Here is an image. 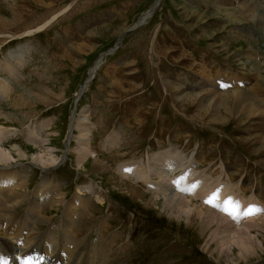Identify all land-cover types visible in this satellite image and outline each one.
<instances>
[{
  "label": "rangeland",
  "instance_id": "rangeland-1",
  "mask_svg": "<svg viewBox=\"0 0 264 264\" xmlns=\"http://www.w3.org/2000/svg\"><path fill=\"white\" fill-rule=\"evenodd\" d=\"M0 31V91L6 90L0 98L1 147L13 157L6 163L11 167L7 172L31 170L27 187H14L28 195L25 201L13 208L0 207V216L7 225L27 229L26 224L33 223L28 207L31 194L41 181L47 190L65 192L70 207L43 206L42 218L34 221L31 233L40 240L39 254L49 247L46 237H56L54 242L60 246L70 244L81 252L86 264H105L111 255L116 260L113 264H264L262 222L249 230L260 242L246 241L245 249L238 238L246 237L248 230L241 236L227 232L214 218L207 224L210 209L220 213L216 202L201 205L193 197L192 206L208 211L206 215H178L169 208V191L157 187L151 191L143 180L138 183L118 170L125 171L136 161L133 167L139 171L134 173L144 175L149 163L154 166L149 161L153 154H163L167 164L176 168L169 158L175 151L181 165L169 175L173 180L191 170L200 178L209 173L213 183L218 179L219 186H226L222 189L229 195L221 201L229 198L228 203L240 211L241 203L264 202V165L260 163L264 162V141L257 143L254 138L264 134V127L263 131L256 128L257 117L241 116L235 107L226 122L224 110L218 107L216 115L209 109V118L198 121L192 116L203 113L205 107L199 111L197 101L181 105L165 84L168 80L188 94L209 88L205 95L232 94L230 87L243 83L242 92L253 102L251 93L264 80V0H0ZM102 55L88 82L90 69ZM86 83L88 88L82 89ZM85 111V122L92 128L80 139L78 119ZM73 119L75 126L68 137ZM81 140L90 141L99 162L89 156L83 166L78 164ZM50 150L62 162L43 171L34 158H48ZM196 157L207 161L190 167ZM221 158L226 172L218 176L215 171ZM154 178L166 182L160 176ZM93 181L100 189L92 199L76 202L79 191L87 196L82 184ZM127 183L138 187L137 196L129 192ZM247 210L255 213L251 207ZM63 227L70 232L65 234ZM11 228L6 233L9 237L15 232ZM3 235L0 250L6 257L11 244ZM37 258L46 264L40 255ZM3 260L0 256V264H9ZM16 264L36 263L30 253Z\"/></svg>",
  "mask_w": 264,
  "mask_h": 264
},
{
  "label": "bare ground",
  "instance_id": "bare-ground-1",
  "mask_svg": "<svg viewBox=\"0 0 264 264\" xmlns=\"http://www.w3.org/2000/svg\"><path fill=\"white\" fill-rule=\"evenodd\" d=\"M144 16L142 17L143 20H144V18L147 17V14H145ZM14 17H15V19H17L18 18L17 17V14H16V16L14 15ZM47 24H49V22H47ZM29 30L26 31V33H30ZM0 32H2V31H0ZM10 35H11V33H10ZM13 37H15V35ZM153 51L156 52V55L158 54L160 56V52L159 51H158V53H157V50H155V49H153ZM102 58H103V55L100 57V59L98 60V62L90 69L89 77H88V82L90 80H92L93 77L95 76V74L97 72V69L101 65ZM9 66H10L11 71H12V68L13 67L11 65H9ZM204 76L207 77V74L204 75ZM217 76L223 78V76L221 74H218ZM163 80H165V79H163ZM180 81L181 82H186L187 80L186 79H183V80L181 79ZM87 83H86L85 86L82 87V89H84L85 87L88 88L89 84H87ZM165 84H166L167 87H169V88H171L173 90V92L177 96L176 100L179 101L181 105L188 106L189 103H192L193 101L194 102L197 101L198 102L197 105H195L196 103L194 105H195V107L197 106V109L199 111L201 110L202 107H205L203 113H201V111H200V113L197 114V112H196L195 113V116H192L194 118L199 119L198 121H200V120L203 121V122L205 121L203 118H207L208 117L207 113H208L209 109H213L212 115H214L215 113L219 112V110H221V108H222L224 110V114H226L225 115L226 116V119H228L226 122H228V121H230L231 115L234 113L233 110H236V108H237V111H241L240 112L241 113V116L242 115H245V116L248 117V119L251 118V117H253V116L254 117L256 116L257 119H258V121H257L258 124L256 125V128L258 130H260V131H263V127H264V94H263L264 93V80H261L260 82H258L257 85H256V88L253 90V93H251L253 95V97H254V101L253 102H251L246 97L247 94L245 92H242L243 83H239V85H238L235 82V84L233 85V87H230V88H233V90H234V91H232V94H230V93L224 94L223 91H221V93H223V94H220V93L217 94V93L211 92L209 90L208 92H211V93H207L205 95L203 94V92L206 89H209V88L201 87V89L197 93H194V94L189 93L188 94V93L184 92L181 89V87H179L178 85L173 84L172 82H169L168 80L165 81ZM209 86H211V84H209ZM0 88H2V87L0 86ZM5 91H3V92H5ZM3 92L0 91V98L3 96V94L5 95V93H3ZM7 92H8V90H7ZM82 92H84V90L80 91V95H81ZM80 95H78L77 100L79 99V96ZM24 96H23V98L26 97V96L25 97ZM30 96H29V98H30ZM206 96H209L210 98L205 99ZM215 97H219V99L218 98L216 99ZM213 98H215V99H213ZM218 107H220L219 110H217ZM215 109H216V111H214ZM73 112L75 114V111H73ZM194 112H193V115H194ZM85 113H86V111L84 112V114L82 116V119H78L79 120V124H78L77 127H78V129L80 128L79 129V131H80V135H79L80 139H84L85 138L82 133H84L85 131L91 132V128H92L91 126H87L88 116L85 115ZM240 113H239V115H240ZM220 117H217V119L218 120H221ZM72 118H75V117L72 116ZM212 118H214V117H212ZM238 118H240V117H238ZM42 125H44V124L42 123ZM74 126L75 125H74V119H73V123L70 125L71 132H70V134H68V137L72 135L71 133H72V131L74 129L73 128ZM247 129H249V128H247ZM3 133L4 132H3L2 128H1V126H0V169L7 168V169H3V170L0 171V207H2V208H11L12 207L13 208L16 205L18 206V204H21V202H24L25 199H26V197L28 196L26 193L21 192V191H18L14 187L15 186H18V187H21V188H26L27 187V184H28V180H29V178L31 176V174H30L31 173V170H20L18 168L19 169L18 171L7 172L8 170L11 169V167L10 166H7L6 163L11 162V160L13 159V157L10 155L9 152L5 151L1 147V142H2V140L4 138V136L1 138V136L3 135ZM36 133H37V131L35 132V135H36ZM85 134L86 133H84V135ZM175 134H177V133H175ZM39 135H40V133H39ZM172 136H174V135H172ZM36 137H37V135H36ZM254 138L256 139L255 141H257V143H258L259 139L261 141H264V134L263 135H258L257 134V135L254 136ZM248 139H250V138H248ZM107 142H106L105 145H108L109 143H114V144L118 145V143L117 142L115 143V141H109V143H107ZM80 148H82L81 152H79L78 149H77V151H78V162H79V163L77 162L78 164H81L83 166L84 163H85V161L87 160V158L89 156L95 157L94 160L99 162V159L100 158L98 157V159H96L97 158V155L95 154V151L92 149V145H91L90 141L83 140L82 143H81V145H80ZM17 152H18V150H17ZM47 153L49 155L48 158L47 157L46 158H43L41 155H36V154H35L36 157L34 158L35 162H37V161L39 162L40 165H38V166L43 171L46 170V169L48 170L50 168H53L54 166L58 165V163L60 164V162H62V161L59 162V159H55L57 157L53 158V156H52L53 153L51 152V150L50 151H47ZM154 155L155 154H153L151 156L153 158H151L149 160V161H152V163L154 164V166H152L150 163L148 165V168H146L144 166L146 168V171H145L144 175H142V173H139L138 175H136L134 173L136 171H139V167L136 170L133 167L134 165H136V164L139 163V162H136V161H133L134 164L128 162V163L133 164V165H130L128 168H125V171L122 170L121 168H118V170L122 173L123 176H130L136 182L139 181L140 179L143 180V184H145V186L149 190H151V189L154 190V187H157L158 190L164 189V191H166V192L169 191V195H171V197H170L171 200H169L171 202V204L169 205V208L172 211V213H175L176 212L178 215L186 214V215L189 216L192 212H195V214L197 213L198 215H201V216L202 215H206V213L208 211L206 213H204L203 211L201 212L200 210H198L197 208H195L194 206H192V205H194L192 199H193V197H196V198H198V200H199V202H200L201 205H208V206H210V204L207 201L210 198L213 197V194H215L216 198H215L214 202H216V204H218V206H220V207L217 208L220 211V213L217 210H211L210 209L209 211L212 214L210 215V213H207L209 215H206V216H210V217H208L210 219H208L207 224L208 223L211 224L214 221V219H215L216 221H219L218 224L225 225L224 228H225V230L227 232H234V234L237 232L238 235H241V236H243V234H245L244 230H248V231H246V234H247L246 237L244 235V237H241L240 238V236H239V238H238V237H236V235H234L236 238L240 239V241H241L240 245L241 244L244 245V248L245 249H248L247 247H245V245L247 243L246 241H248V243L249 242H255V241L257 242V241H259V238L258 237L257 238L256 237H253L252 234H251V231H249V230L251 228H253L254 225H256V223L259 224V222H262V227L264 228V202L263 201L256 200L255 199V200H253L250 203V205H248V202L241 203L244 206H243V210L240 211L239 210V207L235 206V204L228 203L229 202L228 201L229 198L228 199H224L223 201H221L222 198H226V196L229 195V194H228V192H226V190L222 189V188H225L226 187L224 184H221L220 183V186H219V180L218 179H217L216 183H213L215 180L212 179L211 174H209V173L202 174V177L200 178L199 176H196L194 174V171L193 170H191L190 173L189 172L184 173L183 177L180 178L179 180L178 179L173 180L171 178V176H169V175L171 173L175 172L177 169L180 168V165L181 164L179 165V162L181 160V156L178 155L175 151H172L170 153L171 157H169V158L172 161V163L175 164V166H176V168H172L170 165L167 164V161L166 160H168V159H166L167 157H165L163 154L162 155L157 154L155 156ZM33 156H34V154H33ZM16 157H18V156H16ZM199 160H201V162L203 160L204 161H207L204 158L203 159L202 158L201 159H198V157H196L193 160V162L190 163L191 164L190 167H192V165L194 164V162L199 165L200 164V161ZM262 161H264V160H262ZM260 163H262L264 165V162H260ZM100 164L102 165V163H100ZM226 165H227L226 164V161L222 159L221 162H220V164H219V167L217 168V171H215L216 172L215 174H217L218 176H222L226 172V169L224 168ZM8 167H10V168H8ZM226 168H228V167H226ZM239 172H241V171H239ZM158 176L162 177L166 182H164V181H160V182L155 181L156 178H154V177H158ZM235 177H237V176H235ZM153 178L155 180H153ZM216 178H218V177H216ZM202 179H206L205 182H199ZM211 179H212V182H210ZM127 185H128V183H127ZM228 185H229V183H228ZM235 185H238V184H236V182H235L234 183V186ZM251 185L252 184H250V186H249L250 188H251ZM52 186H54V185H52ZM171 186H175L176 188H172ZM81 187L80 188L82 189V191H84L87 194V196H82V194L79 193L80 191L77 193V195L75 196V199L74 200H76V202H78L80 204L86 202V199L87 198H91L92 199V197L94 196V193H95L94 191H96V189H98V188L100 189L99 186L97 187L96 184H94V181L92 183L89 182L88 184H85V185L82 184ZM134 188L135 189H133V187H130V185H128V187H127V189L129 190V192L133 191V192H131L132 195L137 196L139 189H137L138 187H134ZM247 189H248V187H247ZM85 193H83V194H85ZM141 193L143 194L142 191H141ZM99 194H100V192H99ZM154 194H155L154 197L156 199V197L158 196V194L156 192ZM31 195H32V200H31L30 203L32 205H30L28 207H29V210H31V213H30V221L32 220L33 223L32 222L31 223L28 222L29 223L28 224L26 222L28 224V227H27V224H26V228L27 229H25V226L20 228L19 227V224L18 225L11 224L12 225V228H15V232H13L14 236L9 237V236L6 235V233H8L9 227H11V225H7L8 222L6 223V220L4 218H1L2 216H0V221H2V223H3V225H0V233H4L5 236L4 235L3 236L6 237L5 239L11 244L10 247H8V249H7L8 251H5V252L7 253V252L10 251V253H13V255L15 256L14 264H16L17 262H19V260L21 258L26 257V254H30V253L32 254V259L33 260H34V257L35 256L37 257V255L38 256L40 255V258H42L43 261L46 264H59L58 263V260L62 261L63 264H86L84 262L83 254L81 252H79L77 250H74L71 247L70 244H65L63 246H60L59 244H57L56 242H54L56 240V237H46L45 243L47 245L49 244V247L47 248V250H46V252L44 254H39L38 243H40L39 242L40 240L38 239V237H34V236L31 237V233H33V229H34V227L36 225V223H34V221H36L39 218H42V215L41 214H42L43 206L44 205H57V206H63V207H67V208L69 206H66L67 205V201L65 199L66 198V193L63 192L62 190L58 189V188L55 189V190H52V191L47 190L45 188L44 181H41L40 183L37 184V186L35 187V189L33 190V192H32ZM240 197H242V196H240ZM72 198H74V197H72ZM95 198L97 200H101L99 197H95ZM214 202L212 204H214ZM220 202L223 204V207L221 205H219ZM70 203H72V202L70 201ZM70 203H68V204H70ZM88 205L89 204H87V206ZM245 207H246V209H245ZM248 207L249 208L250 207L253 208L255 210V213H251V214L245 215L246 213H249L248 211H250V210H247ZM75 209H76V207H75ZM85 209H87V207ZM227 209H230L232 212H229L228 213L226 211ZM66 210L68 211V209H66ZM234 210L237 211V212H239V213L234 212ZM252 212H254V211H252ZM63 213H65V212H62V215H63ZM252 214H255L258 217V219H255V217H253L254 215H252ZM69 215H71L72 218H75V215L73 213H71ZM65 217L66 216H64V218ZM43 218H44V216H43ZM200 218L202 219V217H200ZM246 218H250L251 220L253 219V221L252 222H249V219H246ZM5 223H6V226L7 227L5 228V230H3V228L5 226ZM205 223H206V221H205ZM71 224H72V219H70L68 221V225L70 226ZM12 228H11V230H13ZM69 229L70 228H68V227H65V228L63 227V232L66 234V231H67V233L70 232ZM218 229H219V227H218ZM263 231H264V229H263ZM226 236L229 237L228 235H226ZM42 237H43V235H42ZM242 238H244L245 241L241 240ZM254 238H256L258 240H255ZM42 241H44V240H42ZM3 244L5 245V243H3ZM44 246H46V245H44ZM208 247H207V249L210 250ZM2 249H5V248H2ZM2 252L3 251L0 250V256H1V258L4 259V260L6 259L5 262H7L8 258L5 257L4 255H2L1 254ZM19 255L21 256L20 258L18 257ZM6 256H7V254H6ZM54 259L57 260V261H55ZM115 261L116 260L114 259V255H111V256H109L107 258L105 264H113Z\"/></svg>",
  "mask_w": 264,
  "mask_h": 264
},
{
  "label": "snow or ice",
  "instance_id": "snow-or-ice-1",
  "mask_svg": "<svg viewBox=\"0 0 264 264\" xmlns=\"http://www.w3.org/2000/svg\"><path fill=\"white\" fill-rule=\"evenodd\" d=\"M215 198H216V196H215V194H213V197L210 198L207 202H208L209 204H212V203L214 202ZM229 202H231V201H229ZM251 211H252V210H250V212H249V213H246L245 215H247V214H251ZM230 214H231V213H230Z\"/></svg>",
  "mask_w": 264,
  "mask_h": 264
}]
</instances>
